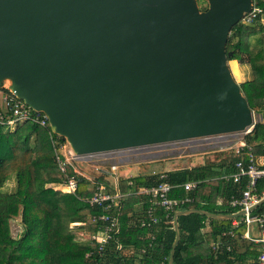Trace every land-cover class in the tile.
<instances>
[{
	"label": "water",
	"instance_id": "95a60500",
	"mask_svg": "<svg viewBox=\"0 0 264 264\" xmlns=\"http://www.w3.org/2000/svg\"><path fill=\"white\" fill-rule=\"evenodd\" d=\"M205 1L0 0V89L77 155L244 131L253 112L226 46L253 0ZM192 213L244 211H177L169 264Z\"/></svg>",
	"mask_w": 264,
	"mask_h": 264
},
{
	"label": "trees",
	"instance_id": "16d2710c",
	"mask_svg": "<svg viewBox=\"0 0 264 264\" xmlns=\"http://www.w3.org/2000/svg\"><path fill=\"white\" fill-rule=\"evenodd\" d=\"M255 4L264 14V0H257ZM253 38H256L255 45L251 44ZM226 49L232 53L228 61L247 64L250 68L251 78L239 86L249 108L260 115L261 121L254 124L245 139L257 163L264 168V24L260 17L252 25H235ZM231 65L235 71L234 63ZM5 127L0 125V264H169L175 238L173 221L167 220L165 212L157 208V222L152 227H141L138 222L146 210V202L137 192L142 187L157 185V175L124 177L108 168L92 180L78 176L76 192H63L55 188L65 177L55 160L49 129L30 121L12 129ZM214 153L215 158L206 163L158 171L164 172L174 186L170 197L192 198L181 211L199 209L229 215L240 210L231 202L241 199L247 178L242 177L238 183L222 178L235 172L234 164L240 155L233 151ZM67 174H74L72 167L68 166ZM10 181L13 191H1ZM190 181L198 184L186 192L182 185ZM98 184H103L112 195H122L118 207L105 211L102 206L83 200L93 194ZM253 194L260 199L264 196V178L257 181ZM139 205L141 211L137 213L135 209ZM103 213L118 216V231L99 253L95 242H82L76 236L97 231L98 223H86ZM262 213L264 204L252 211V215ZM14 218H19L21 227L17 235H12L10 228ZM74 222L86 225L71 226ZM177 222L180 240L174 251V264H247L246 255H238L234 248V236H223L229 231L236 237L241 236L246 231L243 223L232 228V220L199 213L179 216ZM217 243L220 244L216 246ZM250 248L249 253L257 256L262 244L251 242Z\"/></svg>",
	"mask_w": 264,
	"mask_h": 264
},
{
	"label": "built area",
	"instance_id": "2783aa9c",
	"mask_svg": "<svg viewBox=\"0 0 264 264\" xmlns=\"http://www.w3.org/2000/svg\"><path fill=\"white\" fill-rule=\"evenodd\" d=\"M256 1L257 0H253L251 10L243 15L240 24L252 25L263 15L262 9L256 6ZM4 88L6 91H4ZM24 121H30L49 129L55 160L60 172L65 177L63 183L55 188L72 194H74L78 188V176L88 180L93 179V177L87 176L82 169L79 168V165L87 166L93 162L105 163L110 170L116 174V170L120 166L131 163V159L135 157L158 155L169 148L180 151L184 148L193 149L201 146L209 147L210 145L219 146L220 148L217 151H233L234 154L240 155L239 161L234 164L235 172L231 175L222 177L225 179L230 178L233 183H238L242 177L247 178L246 189L242 192L241 199L231 202L232 206H239L240 210L244 211V214L239 220H232V228H237L240 223L246 226V231L241 237L255 244H262V248L254 264H264V213L252 215V211L249 212V209L260 200L257 195L253 194L256 183L259 179L264 178V168H261L257 163L251 151V147L247 144L245 139L247 135L251 134L254 124L256 123L255 121L250 127L241 132L224 133L181 141L77 155L72 151L65 140L61 141L59 136L51 132L48 120L42 113L32 110L4 85L0 89V125L15 127L17 124ZM52 135L56 137L54 138ZM68 166L72 167L74 173L71 176L67 174ZM152 174L157 175L158 184L152 187H142L137 192L145 197L146 210L138 221L139 225L145 228H150L157 222V216L155 214L157 208H161L165 212V218L167 220L171 219V221H173L174 212L181 211L180 208H182V206L192 202V198L190 197H170L169 193L174 186L167 181V175L164 172H152ZM129 184H131V182H129ZM197 184V181H190L184 183L182 186L186 192H189L193 190ZM121 197L122 195L120 193L112 195L106 191L103 184H98L95 186L93 194L83 200L90 205L102 206L105 211H109L119 206ZM97 223L99 225L97 231L90 233L84 232V238L81 241L95 242L97 245V252L101 253L110 243L115 232L118 231V216L103 213L97 217H91L86 224L94 225ZM86 224L74 222L71 226H84ZM252 224L257 225L261 237L255 238L251 236L249 228ZM229 235L235 236L232 231L223 233V236ZM219 244L220 243H217L216 246ZM226 248L230 250V246Z\"/></svg>",
	"mask_w": 264,
	"mask_h": 264
},
{
	"label": "rangeland",
	"instance_id": "374dc122",
	"mask_svg": "<svg viewBox=\"0 0 264 264\" xmlns=\"http://www.w3.org/2000/svg\"><path fill=\"white\" fill-rule=\"evenodd\" d=\"M198 7L203 10L207 7V2L205 0H197ZM230 69L232 73L234 69L231 68V62H229ZM235 77V75H234ZM237 79V78H236ZM253 119L255 122L261 121V117L258 113L253 112ZM12 129L14 126H6L5 129ZM220 147L210 145L209 147H198L193 149L184 148L183 150L176 151L169 148L160 154L156 155H146L141 157H135L131 159V163L122 165L116 170V174L124 177L136 176L139 174H151L152 172H158L161 170H170L177 167H190L191 164H200L202 162L206 163L210 159L215 158V151ZM153 152V151H152ZM79 168L87 175L91 177H99L103 171L108 170V165L100 162H93L92 164L79 165ZM110 182L111 179L108 178ZM3 192L13 191V182L10 181L1 190ZM10 228L12 235H17L20 232L19 218H14L10 221ZM252 232L259 236V228L257 225L252 224ZM77 240H82L84 237L79 234L76 236Z\"/></svg>",
	"mask_w": 264,
	"mask_h": 264
},
{
	"label": "crops",
	"instance_id": "0c3cea01",
	"mask_svg": "<svg viewBox=\"0 0 264 264\" xmlns=\"http://www.w3.org/2000/svg\"><path fill=\"white\" fill-rule=\"evenodd\" d=\"M260 21L262 24H264V14L260 17ZM256 43V38H253L251 40V44L255 45ZM233 62L236 70L232 73L233 76L235 75V80L237 83H242L245 82L247 80H249L251 78V72H250V68L247 64H239L237 61H230ZM237 78V79H236ZM141 207L140 205L136 207V212L140 213ZM241 217V216H240ZM236 218L232 219L235 220ZM250 234L251 236L258 238L261 237V235L259 234V236H256L253 232H252V225L249 228ZM260 233V232H259ZM242 236V235H241ZM241 236L236 237L234 236V248L237 252L238 255H242L245 254V258H246V262L247 264H254L256 257L253 253H249L251 248H250V244L251 242L248 240L243 239ZM237 264H240V262H237Z\"/></svg>",
	"mask_w": 264,
	"mask_h": 264
}]
</instances>
